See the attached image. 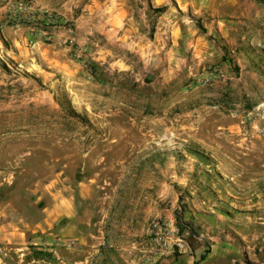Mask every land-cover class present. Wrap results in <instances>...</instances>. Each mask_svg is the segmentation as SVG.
Masks as SVG:
<instances>
[{"label": "rangeland", "instance_id": "obj_1", "mask_svg": "<svg viewBox=\"0 0 264 264\" xmlns=\"http://www.w3.org/2000/svg\"><path fill=\"white\" fill-rule=\"evenodd\" d=\"M124 1L0 9V264H99L103 208L157 192L149 264H264V0Z\"/></svg>", "mask_w": 264, "mask_h": 264}, {"label": "crops", "instance_id": "obj_2", "mask_svg": "<svg viewBox=\"0 0 264 264\" xmlns=\"http://www.w3.org/2000/svg\"><path fill=\"white\" fill-rule=\"evenodd\" d=\"M27 3L29 9H89L96 12L95 9H126L124 0H0V9H8L10 5L17 3ZM94 9V10H93ZM120 10L118 16H122ZM111 14L107 15L109 20ZM163 199H160L159 193L155 197L144 198L143 203L136 200L120 204L118 206H105L103 215L98 221L93 222V226L98 227L99 234H93L92 237L98 239L94 242L95 262L99 264H149L146 256L150 255L143 251L139 255L138 248L135 250V244L144 237L148 224L147 222L154 217H172V210L163 205ZM117 210L120 215L117 220L110 219V213ZM79 220V219H78ZM80 222V221H79ZM91 224V223H90ZM81 227V226H80ZM88 228L82 227L78 232V239L87 243ZM141 252V250H140ZM205 255L201 259L195 256H180L178 259L168 257L157 264H228L226 257H217L213 253ZM139 256V257H138ZM216 256V257H215Z\"/></svg>", "mask_w": 264, "mask_h": 264}, {"label": "built area", "instance_id": "obj_3", "mask_svg": "<svg viewBox=\"0 0 264 264\" xmlns=\"http://www.w3.org/2000/svg\"><path fill=\"white\" fill-rule=\"evenodd\" d=\"M175 227L167 221L155 220L150 224V233L155 241L163 247H168L174 240L175 245L185 248V244L179 236L174 235Z\"/></svg>", "mask_w": 264, "mask_h": 264}, {"label": "trees", "instance_id": "obj_4", "mask_svg": "<svg viewBox=\"0 0 264 264\" xmlns=\"http://www.w3.org/2000/svg\"><path fill=\"white\" fill-rule=\"evenodd\" d=\"M205 258V255H201V259H204Z\"/></svg>", "mask_w": 264, "mask_h": 264}]
</instances>
